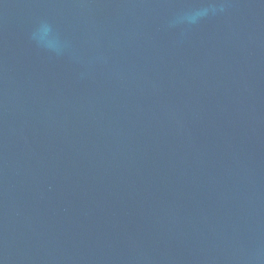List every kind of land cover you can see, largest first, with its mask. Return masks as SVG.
Instances as JSON below:
<instances>
[{
  "label": "water",
  "instance_id": "95a60500",
  "mask_svg": "<svg viewBox=\"0 0 264 264\" xmlns=\"http://www.w3.org/2000/svg\"><path fill=\"white\" fill-rule=\"evenodd\" d=\"M0 264H264V0H0Z\"/></svg>",
  "mask_w": 264,
  "mask_h": 264
}]
</instances>
